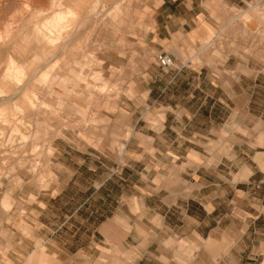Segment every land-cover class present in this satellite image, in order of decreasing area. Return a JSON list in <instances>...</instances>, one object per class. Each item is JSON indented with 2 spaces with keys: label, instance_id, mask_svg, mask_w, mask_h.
Wrapping results in <instances>:
<instances>
[{
  "label": "clouds",
  "instance_id": "obj_1",
  "mask_svg": "<svg viewBox=\"0 0 264 264\" xmlns=\"http://www.w3.org/2000/svg\"><path fill=\"white\" fill-rule=\"evenodd\" d=\"M0 264H264V0H0Z\"/></svg>",
  "mask_w": 264,
  "mask_h": 264
}]
</instances>
